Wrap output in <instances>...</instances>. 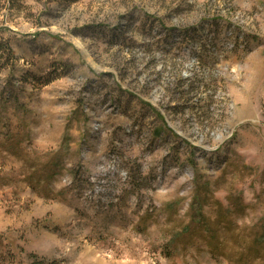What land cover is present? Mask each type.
Listing matches in <instances>:
<instances>
[{"label": "rangeland", "instance_id": "obj_1", "mask_svg": "<svg viewBox=\"0 0 264 264\" xmlns=\"http://www.w3.org/2000/svg\"><path fill=\"white\" fill-rule=\"evenodd\" d=\"M0 264H264V0H0Z\"/></svg>", "mask_w": 264, "mask_h": 264}, {"label": "trees", "instance_id": "obj_2", "mask_svg": "<svg viewBox=\"0 0 264 264\" xmlns=\"http://www.w3.org/2000/svg\"><path fill=\"white\" fill-rule=\"evenodd\" d=\"M163 132L159 127L155 129V133L160 135Z\"/></svg>", "mask_w": 264, "mask_h": 264}]
</instances>
